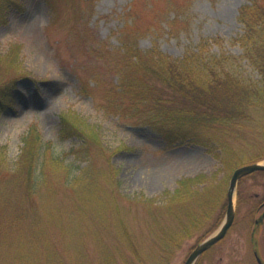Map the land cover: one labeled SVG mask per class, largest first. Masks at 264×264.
Listing matches in <instances>:
<instances>
[{"label": "rangeland", "instance_id": "374dc122", "mask_svg": "<svg viewBox=\"0 0 264 264\" xmlns=\"http://www.w3.org/2000/svg\"><path fill=\"white\" fill-rule=\"evenodd\" d=\"M248 2L50 0L54 12L51 14L46 0H14L0 17V53L6 52L10 45L20 43L24 67L33 80L20 83L11 92L0 94V145H6L8 157L15 159L20 154L23 136L31 125H35L45 141H51L58 150L67 151L77 140L63 141L58 138L59 116L67 110H74L91 123L101 126L107 154H113L112 164L119 171L113 177L108 176L109 165L96 147H91L87 161L80 165L76 162L75 166H79V170L84 168L88 176H95L97 188L106 195L108 202L121 209L119 217L123 218L127 230L142 243V247L147 248V255L151 257L156 251L157 236L160 235L152 224L154 218L151 214H158L159 211L148 207L138 198H131L136 195L142 199L152 198L165 190L173 191L181 178L199 174L211 177L215 174L212 180L216 191L214 195H225L222 204H226L233 171L230 174L226 170L218 171L220 165L217 160L200 145H167L158 132L144 123L143 118L107 114L102 109L103 97L111 84L117 85L118 75L106 71L103 55L105 52H120L123 40L132 39L142 52L156 48L177 59L187 53L199 54L206 61L220 62L219 67L237 70L247 78L257 80L260 76L244 58V49L239 41L244 34L239 9ZM97 75L102 77L100 85L96 82ZM244 136L245 141L237 148L251 154L250 143H253L250 141H255L254 136L257 135L247 130ZM122 146L124 149L114 153ZM68 157L72 159L71 155ZM259 162L263 163L264 160ZM57 195L59 206L63 208L71 203L74 194L67 189L59 190ZM235 195L233 226L195 264H258L252 253V235L257 251L264 260V227L253 228L261 215L255 214L252 208L264 197V175L255 173L242 177ZM77 196L82 202H87V207L82 206L83 212L110 213L108 225L100 227L89 221L90 217L83 220V215L74 210L75 205L62 210L63 214H68L64 221H72L71 215L77 214V220H83L81 224L88 225L91 233L106 228L107 242H121L115 232L117 224L113 214H116V210L112 206H104L93 195ZM219 211L220 208L215 210L213 222L219 216ZM225 211L226 205L217 226L213 227L212 224L207 232L183 241L174 252L170 264H184L195 246L220 226ZM58 212L57 208L51 210L53 216ZM160 218L163 230L175 226L172 219L166 216ZM87 229L65 224L52 228L56 242L53 247L60 257L65 260L69 253L66 254L58 243V232L65 230L60 241L71 245ZM97 246L96 237L85 235V261H96ZM44 249L47 264H58L54 257L50 258L51 249L48 246ZM20 254L24 255V250ZM12 255L11 249L0 246V264H9L13 260ZM77 259L81 264L82 259ZM132 261L137 263L136 260Z\"/></svg>", "mask_w": 264, "mask_h": 264}, {"label": "trees", "instance_id": "16d2710c", "mask_svg": "<svg viewBox=\"0 0 264 264\" xmlns=\"http://www.w3.org/2000/svg\"><path fill=\"white\" fill-rule=\"evenodd\" d=\"M46 1L54 14L50 0ZM13 2L0 0V17ZM239 21L244 26V34L239 39L244 58L257 71L259 79L252 80L237 70L219 67L220 62L206 61L199 54L187 53L177 59L156 48L142 52L132 39H125L120 52L103 55L106 71L118 75V80L117 85L111 84L105 90L102 109L107 114L143 118L167 145L204 147L220 165L218 171L226 170L230 174L239 166L264 160V0H249L241 6ZM32 80L23 64L20 43H14L6 52L0 53V94ZM96 82L102 83L100 75ZM59 122L60 140L77 139L67 151L58 150L51 141H45L35 125H31L23 136L20 154L15 159L8 157L6 145H0V246L13 251V260L9 264H47L45 246L51 249L50 258L54 257L58 264H80L77 257L82 259L81 264H135L132 260H136V264H170L183 241L207 232L212 224L213 227L218 225L226 204H222L225 195H214L212 180L215 174L181 178L173 191L165 190L152 198L133 196L131 200L138 198L159 211L151 214L152 224L160 235L157 236L156 251L150 257L147 248L132 236L123 218L119 217L121 209L108 202L106 195L97 188L95 176H88L84 168L79 170V166H75L76 162L80 165L87 161L91 147H96L109 165L108 176L113 177L119 171L112 164L113 154H107L101 126L74 110L61 113ZM247 130L257 135L255 141L248 137L253 143H250L251 154L237 148L245 141ZM122 149L124 146L114 153ZM255 173L264 175V171L250 175ZM67 189L74 195L71 203L61 208L57 194L59 190ZM88 194L116 210L113 214L117 224L115 232L121 242H107L106 228L91 233L88 225L81 224L88 217L100 227H106L109 222L110 213L82 211L87 202L79 200L77 195ZM72 205L83 215L80 222L77 214L71 215L72 221H64L68 214H63L62 210L70 209ZM54 208L59 212L53 216L51 210ZM218 208L219 216L213 222V214ZM162 216L172 219L175 226L163 230ZM63 224L88 228L71 245L60 241L65 230L58 232V243L66 254L69 253L65 260L53 247L56 242L52 230ZM89 234L96 237L99 245L96 247L98 258L94 262L85 261V235ZM22 249L24 255L20 254ZM52 249L55 250L53 254ZM8 260L7 256L6 262Z\"/></svg>", "mask_w": 264, "mask_h": 264}, {"label": "water", "instance_id": "95a60500", "mask_svg": "<svg viewBox=\"0 0 264 264\" xmlns=\"http://www.w3.org/2000/svg\"><path fill=\"white\" fill-rule=\"evenodd\" d=\"M257 171H264V162H256V163H250L245 164L242 166L237 167L231 174L228 189H227V205H226V211L225 216L220 224V226L216 229V231L212 234H210L207 238L202 240L199 244L195 246V248L191 251V253L186 258L184 264H195L197 259L208 249H210L213 245L218 243L221 239L225 237L228 230L232 226V223L235 218V193L237 189V183L238 181L244 177L247 176L253 172ZM264 215H261L258 219L255 221V226L263 220ZM256 260L258 264H263L260 257L257 255V252H255Z\"/></svg>", "mask_w": 264, "mask_h": 264}, {"label": "flooded vegetation", "instance_id": "af4514ba", "mask_svg": "<svg viewBox=\"0 0 264 264\" xmlns=\"http://www.w3.org/2000/svg\"><path fill=\"white\" fill-rule=\"evenodd\" d=\"M252 208L254 209L253 211L255 212V214L264 215V197L260 198L259 202L256 203V205H253ZM261 222H262V224H261ZM261 222H259L256 226H255V222H254L253 228H255V227H259L260 228L261 226L264 227V217H263V220ZM232 226H233V224H232ZM252 236H253V239H252V253H253L254 259H256L255 252H257V255L260 257L261 261L264 264V260L262 259L260 253H258V251H257L256 244H255V241H254V235H252ZM255 261H257V260H255Z\"/></svg>", "mask_w": 264, "mask_h": 264}]
</instances>
